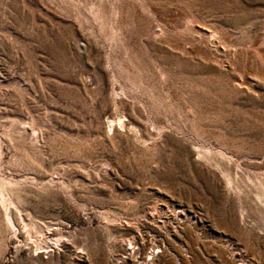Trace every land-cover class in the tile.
I'll list each match as a JSON object with an SVG mask.
<instances>
[{"label": "rangeland", "instance_id": "rangeland-1", "mask_svg": "<svg viewBox=\"0 0 264 264\" xmlns=\"http://www.w3.org/2000/svg\"><path fill=\"white\" fill-rule=\"evenodd\" d=\"M0 264H264V0H0Z\"/></svg>", "mask_w": 264, "mask_h": 264}]
</instances>
